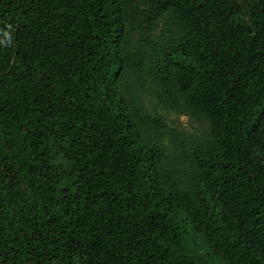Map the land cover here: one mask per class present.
Returning <instances> with one entry per match:
<instances>
[{
  "label": "trees",
  "instance_id": "trees-1",
  "mask_svg": "<svg viewBox=\"0 0 264 264\" xmlns=\"http://www.w3.org/2000/svg\"><path fill=\"white\" fill-rule=\"evenodd\" d=\"M0 264H264V0H0Z\"/></svg>",
  "mask_w": 264,
  "mask_h": 264
},
{
  "label": "rangeland",
  "instance_id": "rangeland-1",
  "mask_svg": "<svg viewBox=\"0 0 264 264\" xmlns=\"http://www.w3.org/2000/svg\"><path fill=\"white\" fill-rule=\"evenodd\" d=\"M134 98L138 103H141V105H144V109L151 112L154 110L155 107V98H151L148 94L143 93L136 89V92L134 93ZM140 106L139 104L135 103L133 104L134 107ZM143 107V106H142ZM160 112L169 120L170 126L174 129V132H182L185 135H195V133L198 132V123H196L194 120L190 119L187 115L183 114H176L170 110H160ZM173 131V130H172Z\"/></svg>",
  "mask_w": 264,
  "mask_h": 264
}]
</instances>
